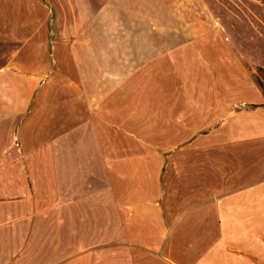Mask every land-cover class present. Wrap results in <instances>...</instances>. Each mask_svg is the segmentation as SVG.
<instances>
[{
    "label": "crops",
    "instance_id": "crops-1",
    "mask_svg": "<svg viewBox=\"0 0 264 264\" xmlns=\"http://www.w3.org/2000/svg\"><path fill=\"white\" fill-rule=\"evenodd\" d=\"M149 2L0 0V264H264V0Z\"/></svg>",
    "mask_w": 264,
    "mask_h": 264
},
{
    "label": "rangeland",
    "instance_id": "rangeland-1",
    "mask_svg": "<svg viewBox=\"0 0 264 264\" xmlns=\"http://www.w3.org/2000/svg\"><path fill=\"white\" fill-rule=\"evenodd\" d=\"M149 10L150 11V19H151V26L156 27L157 25H166L167 31H175L178 28H181L184 32L190 31L191 28V21L195 17H192V5L195 3H199V0H149ZM197 1V2H196ZM201 1V0H200ZM111 0H104V5L101 8L102 12V33L104 37L114 35L116 32L119 33L120 39L118 42L113 43V46H126L127 43V30L129 28V24L138 21L134 16H126L125 13H118L115 15L114 9L110 7ZM113 10V11H112ZM141 19V17H138ZM149 18V17H147ZM115 20V22H113ZM142 22V19H141ZM132 25V24H131ZM53 20H50L49 28L51 32H55L56 29L54 28ZM66 26H63L65 30ZM152 31H154L152 29ZM123 37V39L121 38ZM167 47L171 48L174 46H178L180 42L183 44H187L190 40L179 41L175 39H167ZM148 40L145 41L147 43ZM150 44L156 45L158 44L157 40L151 39ZM104 47H110L111 41L110 40H103ZM254 81L262 91L264 95V70H258L255 74Z\"/></svg>",
    "mask_w": 264,
    "mask_h": 264
}]
</instances>
